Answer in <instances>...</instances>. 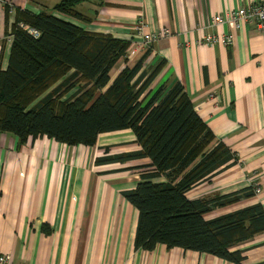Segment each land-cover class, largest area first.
Wrapping results in <instances>:
<instances>
[{"label": "crops", "instance_id": "crops-1", "mask_svg": "<svg viewBox=\"0 0 264 264\" xmlns=\"http://www.w3.org/2000/svg\"><path fill=\"white\" fill-rule=\"evenodd\" d=\"M61 0H0V69H5L11 41L6 30L14 9L32 13ZM262 0H89L76 5L87 21L70 19L89 32L123 40L166 28L170 35L140 47L109 71L112 80L148 49L144 68L164 65L150 88L180 82L195 112L236 157V163L187 192L204 198L257 186L259 192L207 217L261 203L264 207V30L253 23L238 28L224 23L207 27L210 18ZM5 4L13 9L6 12ZM209 33L232 34L230 46L204 44ZM130 130L98 136L92 146L66 145L45 136L23 143L0 133V254L11 264H236L206 253L133 246L136 209L123 197L140 181L147 158L95 164L105 154L139 150ZM107 152V153H106ZM117 170V171H114ZM244 259L238 264H264V231L235 245Z\"/></svg>", "mask_w": 264, "mask_h": 264}, {"label": "trees", "instance_id": "trees-1", "mask_svg": "<svg viewBox=\"0 0 264 264\" xmlns=\"http://www.w3.org/2000/svg\"><path fill=\"white\" fill-rule=\"evenodd\" d=\"M84 1L89 0H61L37 13L14 9L6 30L11 35L7 65L0 69V133L20 143L45 136L92 146L102 134L130 130L139 150L105 154L95 164L149 160L124 168L143 169L135 187L122 192L137 211L134 248L150 251L162 244L240 263L242 252L231 248L264 231L263 205L207 215L253 197L254 187L187 198L193 187L234 165L236 157L214 141L180 82L150 88L164 63L144 68L148 49L110 80L118 60H128L130 41L73 23L72 18L87 21L75 8ZM5 8L9 12L10 6Z\"/></svg>", "mask_w": 264, "mask_h": 264}, {"label": "built area", "instance_id": "built-area-1", "mask_svg": "<svg viewBox=\"0 0 264 264\" xmlns=\"http://www.w3.org/2000/svg\"><path fill=\"white\" fill-rule=\"evenodd\" d=\"M12 9L13 8L10 6L9 12L12 11ZM224 23L233 24L235 28H238L243 23H253L258 29L264 30V0L260 2H249L240 8L228 9L224 14L214 15L210 18L206 26L216 27ZM9 29L10 26L8 27V30ZM133 30L135 34L139 36V42H136L134 39L129 40L130 45L126 51L127 56H129V54H134L140 47L147 48L154 41L170 35V31L166 28H162L155 32L145 31L141 21L134 24ZM29 32L34 36L38 34L35 30H29ZM8 38L11 41V35H9ZM201 41L207 45L220 44L222 46H230L233 41V35L229 33H209L205 35ZM253 187L255 194H257L259 188L255 185ZM0 264H11L9 254H0Z\"/></svg>", "mask_w": 264, "mask_h": 264}, {"label": "rangeland", "instance_id": "rangeland-1", "mask_svg": "<svg viewBox=\"0 0 264 264\" xmlns=\"http://www.w3.org/2000/svg\"><path fill=\"white\" fill-rule=\"evenodd\" d=\"M134 56V54H129V57H133ZM127 58H128V56H127ZM107 153V152H106Z\"/></svg>", "mask_w": 264, "mask_h": 264}]
</instances>
